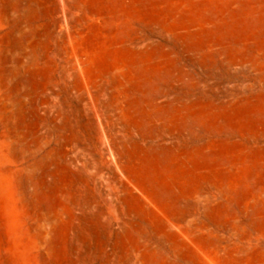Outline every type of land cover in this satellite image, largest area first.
Segmentation results:
<instances>
[{"label": "rangeland", "instance_id": "obj_1", "mask_svg": "<svg viewBox=\"0 0 264 264\" xmlns=\"http://www.w3.org/2000/svg\"><path fill=\"white\" fill-rule=\"evenodd\" d=\"M0 264H264V0H0Z\"/></svg>", "mask_w": 264, "mask_h": 264}]
</instances>
